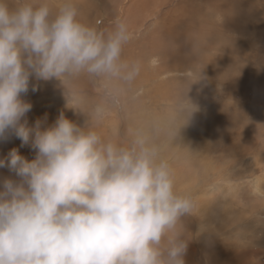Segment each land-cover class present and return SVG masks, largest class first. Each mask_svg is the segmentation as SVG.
Returning a JSON list of instances; mask_svg holds the SVG:
<instances>
[{"label": "clouds", "instance_id": "clouds-1", "mask_svg": "<svg viewBox=\"0 0 264 264\" xmlns=\"http://www.w3.org/2000/svg\"><path fill=\"white\" fill-rule=\"evenodd\" d=\"M79 15L75 0H0V143L15 137L34 152L28 159L13 147L0 157L9 173L0 177V264H186L182 218L198 201L177 189L164 153L199 110L187 93L201 72L162 123L105 135L99 125L125 109L141 62L122 56L125 21L105 29ZM82 76L104 83L84 125L63 111L51 124L47 114L28 123L33 105L23 95L33 78L58 80L66 100H78Z\"/></svg>", "mask_w": 264, "mask_h": 264}, {"label": "rangeland", "instance_id": "rangeland-1", "mask_svg": "<svg viewBox=\"0 0 264 264\" xmlns=\"http://www.w3.org/2000/svg\"><path fill=\"white\" fill-rule=\"evenodd\" d=\"M134 1L75 3L82 22L99 21L101 27L110 29L117 19L128 24L125 10ZM141 1L150 2L151 13L161 9L148 18L143 29L128 24L130 38L122 56L141 62L137 78L144 84L136 80L122 98L125 109L110 112L99 129L110 135L117 128L123 133L133 122L162 123L175 110L182 85L199 78L201 72V79H193L187 93L199 110L164 153L175 169L177 189L192 193L198 201L193 215L182 218L191 236L186 264H207L206 257L213 256L224 257L226 262L231 257L252 258L264 264V0H162L159 8H154L158 3L152 4L154 0ZM50 2L59 6L62 0ZM160 25L178 27L159 40ZM178 40L181 45L187 40L185 48H178ZM172 41L177 42L175 46ZM167 52L171 54L168 58ZM31 84H38L39 90L32 92ZM76 87L79 99L66 100L60 81L33 78L29 92L23 95L33 105L27 113L28 123L47 114L46 123L51 124L63 111L84 125L94 105L104 101V83L82 76ZM90 123L95 121L90 118ZM13 147L28 159L34 158V152L21 147L15 137L0 143V157ZM7 175V169H0V177ZM216 211L226 216L217 217ZM240 216L244 220H238Z\"/></svg>", "mask_w": 264, "mask_h": 264}, {"label": "bare ground", "instance_id": "bare-ground-1", "mask_svg": "<svg viewBox=\"0 0 264 264\" xmlns=\"http://www.w3.org/2000/svg\"><path fill=\"white\" fill-rule=\"evenodd\" d=\"M82 1V0H81ZM151 1V0H150ZM162 0H154V1H152L153 3L152 4H154V2H158L157 4H156V6H154V8H159L160 7V5H162L161 2ZM167 1V0H166ZM85 2V1H84ZM169 2V1H168ZM82 3V2H81ZM86 3V2H85ZM150 2H144V1H141L140 3H139V0H136V1H134L133 3H131L128 7H126V10H125V12H126V19L125 20H127L128 21V24L131 26V28H133L134 27V29H137V30H140V28H142L143 29V27L145 26V24H146V21L148 20V18H151L155 13H157L161 8H159L158 9V11H157V9H155V11L153 12V13H151L150 11L152 10V8H150V7H147L148 6V4H149ZM171 4V3H170ZM96 5V4H95ZM229 5V4H228ZM89 6V5H88ZM94 6V5H93ZM87 7V6H86ZM152 7H153V5H152ZM185 8H186V6H184ZM221 7V6H220ZM183 8V7H182ZM87 9V8H86ZM92 9H94V8H92ZM181 9V8H180ZM172 10V9H171ZM233 10V9H232ZM153 11V10H152ZM167 12V11H166ZM176 12V11H175ZM169 13V12H168ZM182 13V12H181ZM188 13V12H187ZM229 13V12H228ZM234 13V12H233ZM233 13H229V14H233ZM177 13H175V15H176ZM88 16V15H87ZM107 16V15H106ZM143 16H144V18H143ZM150 16V17H149ZM165 16V15H164ZM182 16V15H181ZM102 17V16H101ZM112 17H114V16H112ZM170 17V16H169ZM109 18V17H108ZM108 18H106L105 17V19H108ZM164 18V17H163ZM89 19V18H88ZM169 19V18H168ZM174 19H175V17H174ZM194 19V18H193ZM230 19H232L231 17H230ZM238 19V18H237ZM97 21V20H96ZM109 21V20H108ZM174 21V20H173ZM191 22H192V20H190ZM231 21V20H230ZM237 21H239V20H237ZM172 22V21H171ZM194 22V21H193ZM193 22H192V24H193ZM88 23V22H87ZM127 23V22H126ZM165 23V22H164ZM232 23V22H231ZM102 24V23H101ZM127 24V25H128ZM159 24V23H158ZM174 24H176V23H174ZM128 25V26H129ZM189 25V24H188ZM191 25V24H190ZM159 26V25H158ZM161 26V25H160ZM176 26L177 25H175V27H172V26H167V27H165V26H161V31H159V33L160 34H162V36L160 37V39L159 40H162V39H166L167 38V35H165V34H173L174 32H173V30H174V28H176ZM193 26V25H192ZM195 26V25H194ZM157 27V26H156ZM178 27V26H177ZM133 29V30H134ZM177 29V28H176ZM191 29V28H190ZM193 29V28H192ZM129 30H130V28H129ZM132 30V31H133ZM136 30V31H137ZM158 30V29H157ZM135 31V32H136ZM186 32V31H185ZM201 32V31H200ZM205 32V31H204ZM188 32H186V34H187ZM206 33V32H205ZM190 34H191V32H190ZM188 35V34H187ZM169 36V35H168ZM186 36V35H185ZM189 36V35H188ZM191 36V35H190ZM194 37V36H193ZM197 37V36H196ZM173 38V37H172ZM187 38V37H186ZM168 39H170V37H168ZM190 39H191V37H190ZM221 39V38H220ZM170 40H172V39H170ZM188 40V39H187ZM187 40L185 41V42H183L182 43V41L183 40H181V43L183 44V45H181V44H179V40L177 41L178 42V44L180 45V47H178V48H180V49H182V48H185V46H186V44H187ZM193 41V40H192ZM191 40H190V42H192ZM158 42V41H157ZM171 42V41H170ZM169 42V43H170ZM177 42H174V43H177ZM222 42V41H221ZM172 43H173V41H172ZM174 43L171 45V46H175L174 45ZM165 45V44H164ZM170 45V44H169ZM168 45V46H169ZM177 46V45H176ZM164 48V49H163ZM162 49H163V51L162 52H164L165 50H167L165 47H163ZM176 48V47H175ZM174 48V49H175ZM174 49H173V51H174ZM176 52V51H175ZM165 53H166V51H165ZM165 53H163V55L165 54ZM170 53H171V51H170ZM176 54V53H175ZM178 55V54H177ZM154 56V55H153ZM166 56V58H168L167 56H171V54H169V52H167V55H165ZM164 56V57H165ZM180 57H181V55H179ZM186 56H188V55H186ZM176 57V56H175ZM161 58V57H160ZM166 60V59H165ZM182 60V59H181ZM147 70V69H146ZM145 70V71H146ZM173 72V71H172ZM184 72V71H183ZM185 72H186V70H185ZM148 75V74H147ZM140 76V75H139ZM136 80H138L139 82H143V80H142V78L140 79V78H137ZM142 80V81H141ZM146 80V79H145ZM147 81V80H146ZM141 83H140V85H141ZM142 84H144V83H142ZM92 90V89H91ZM186 174V173H185ZM189 174V173H188ZM179 175V174H178ZM182 175V174H181ZM179 177V176H178ZM179 181H180V179H179ZM184 181V180H183ZM210 199V198H209ZM209 199L207 200V201H209ZM213 200V199H212ZM212 200H210V201H212ZM214 201H215V199H214ZM214 202L212 201V203H211V205L213 204ZM230 203V202H229ZM232 204V203H231ZM234 207V209H235V211H236V208H235V206H233ZM232 207V208H233ZM219 208V207H218ZM221 209V208H220ZM240 209V208H239ZM242 209V208H241ZM218 210V209H217ZM215 211V210H214ZM217 212V217H220V218H224L226 215H225V212H223V211H221V212H219L218 213V211H216ZM229 216V215H228ZM231 216V215H230ZM213 218H216V217H212V219ZM219 218V219H220ZM244 218L245 217H238V220H244ZM189 223V222H188ZM191 223V222H190ZM185 224V223H184ZM189 226V225H188ZM220 227V226H219ZM212 230V229H211ZM229 231V230H228ZM213 234V233H212ZM208 236V235H207ZM204 248V247H203ZM192 249V248H191ZM216 250H217V248H216ZM212 251L213 252H215L213 249H212ZM212 252V253H213ZM217 252V251H216ZM199 253V252H198ZM204 253H206V252H204ZM209 254V253H208ZM216 255V254H215ZM220 255V254H219ZM197 256V255H196ZM212 256V255H211ZM192 257V256H191ZM190 257V258H191ZM198 258V257H197ZM212 259L214 260V261H212ZM251 260H245V258L244 257H241V258H236V257H231L229 260H227V262L224 260V257L223 258H221V256L220 257H212V258H210V257H206V262H207V264H259L258 262H256L255 260H253L252 258H250ZM262 262V261H261ZM197 263H198V260H197ZM194 264V263H193ZM203 264V263H202Z\"/></svg>", "mask_w": 264, "mask_h": 264}]
</instances>
